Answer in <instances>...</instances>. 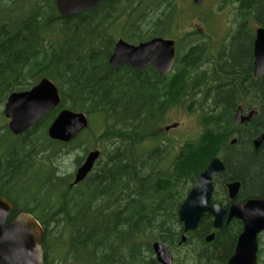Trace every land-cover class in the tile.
Masks as SVG:
<instances>
[{"label":"trees","instance_id":"trees-1","mask_svg":"<svg viewBox=\"0 0 264 264\" xmlns=\"http://www.w3.org/2000/svg\"><path fill=\"white\" fill-rule=\"evenodd\" d=\"M225 2L236 5L234 26L215 49L207 36L185 33L175 0H103L67 18L59 16L56 0H0V106L43 78L60 94L59 105L22 135L0 125V137L6 138L0 197L13 204L7 222L21 212L37 219L44 231V264H159L152 251L156 241L168 247L175 264H225L211 250L232 253L240 223L215 230L206 243L213 229L209 215L187 234L178 217L193 183L215 157L225 165L214 179L215 195L225 194L234 181L249 196L264 186V155L252 147L264 135V76L252 75L264 0ZM155 37L175 42L169 73L109 66L118 39L138 44ZM247 92L258 114L237 126L236 107ZM181 103L199 112L201 130L174 152L157 129ZM63 109L83 112L89 121L69 143L47 136ZM76 149L99 150L100 156L72 186L73 174L54 163ZM83 159H75L76 167Z\"/></svg>","mask_w":264,"mask_h":264},{"label":"water","instance_id":"water-1","mask_svg":"<svg viewBox=\"0 0 264 264\" xmlns=\"http://www.w3.org/2000/svg\"><path fill=\"white\" fill-rule=\"evenodd\" d=\"M103 0H56L55 7L60 17L67 18L89 11ZM204 0H192L200 5ZM253 77L264 76V28L255 29L253 41ZM175 62V42L171 39L155 37L138 44H131L123 39L115 42L108 64L112 69L130 66L134 69L153 67L160 75L169 73ZM60 103L58 87L48 78L41 79L29 90L15 92L8 96L3 105V115L8 120V130L14 136H20L53 111ZM251 111L243 116L238 110L234 122L242 124L255 117ZM89 121L83 112L68 109L59 111L47 129V136L52 141L69 143L88 128ZM175 127V125L173 126ZM169 127H166L168 130ZM262 139V137H261ZM261 139L254 142L255 147ZM235 140L231 141L234 144ZM100 156L99 150H91L83 163L74 173L72 186L82 182L92 171ZM225 166L221 159L214 158L193 183L191 190L181 204L178 217L185 233L197 229L201 218L209 213L213 216V227L219 228L225 212L217 205H209L213 193L214 178L222 174ZM240 183L227 185L229 197L234 199ZM13 204L0 197V264H44L42 239L44 231L33 215L21 212L11 221L7 219ZM235 218L242 222L243 231L239 235L234 255L227 264H255L257 253V235L264 230V198L249 200L245 204L231 206L228 220ZM210 235L207 242L212 240ZM185 237L181 241L185 242ZM152 251L159 264H174L168 247L156 241Z\"/></svg>","mask_w":264,"mask_h":264},{"label":"rangeland","instance_id":"rangeland-1","mask_svg":"<svg viewBox=\"0 0 264 264\" xmlns=\"http://www.w3.org/2000/svg\"><path fill=\"white\" fill-rule=\"evenodd\" d=\"M175 1L178 7V19L185 33H193L191 38L207 36L213 48L218 49L234 26L236 5L225 0H204L200 5L193 4L192 0ZM5 123L8 124V120L3 115V106H0V125ZM166 127L169 129L166 130ZM200 130L199 112H188L186 105L181 103L165 113L157 132L170 140L175 145L174 152H177L180 144L195 139ZM5 141V137H0V153L6 149ZM87 154L88 152L83 153L81 149H76L58 157L54 164L62 172L73 174L74 178V173ZM77 157H84L78 167L75 165Z\"/></svg>","mask_w":264,"mask_h":264},{"label":"flooded vegetation","instance_id":"flooded-vegetation-1","mask_svg":"<svg viewBox=\"0 0 264 264\" xmlns=\"http://www.w3.org/2000/svg\"><path fill=\"white\" fill-rule=\"evenodd\" d=\"M252 69H253V65H252ZM263 77V76H262ZM254 78H260V77H254ZM249 103H251V96L249 95V92H247V95L243 98V101H241V102H239V105L236 107V111H235V115H236V113H237V111L238 110H240L241 111V114L243 115V116H247L251 111H255L256 112V115H255V117L257 116V114H258V107L256 106V105H249ZM235 115H234V117H235ZM255 117H253V118H255ZM253 118H251L249 121H247V122H244V123H249ZM244 123H242V124H236L237 126H240V125H243ZM261 137H262V139H261ZM259 139H261V143L259 144V146L258 147H255V145H254V142H256V141H258ZM232 140H235V143H236V141L238 140V135H236V136H234L233 138H232ZM231 140V141H232ZM234 143V144H235ZM234 144H231V142H230V145H234ZM252 147H253V149L256 151V150H258V149H260V151H261V153L264 155V135L262 134V135H260V136H257V137H255L253 140H252ZM215 158H219V159H221V157H215ZM221 161L223 162V160L221 159ZM224 164V163H223ZM225 166V165H224ZM225 171V170H224ZM224 173V172H223ZM221 175V174H220ZM219 175V176H220ZM218 177V176H217ZM217 177H215V178H217ZM214 178V179H215ZM234 182H239V181H234ZM230 183H232V182H229V183H227L226 184V193L225 194H221V195H215L214 194V191H215V185H214V181H213V185H214V188H213V193H212V196H211V200H210V203H209V205H214V204H217L224 212H225V214H224V216H223V218H222V222H221V225H220V227L219 228H214L213 227V221H214V218H213V216L211 215V214H209V213H206L202 218H204L206 215H209V218H210V221H211V226H212V230H210V233L208 234V235H206V237H205V242L206 243H211L212 241H213V239H214V237H215V230H220V229H227L231 224H236V223H240V225H241V232H240V234L242 233V231H243V224H242V222L240 221V220H238V219H235V218H232V219H230L229 220V222H227V220H228V215H229V211H230V208H231V206L233 205V204H235V203H240V204H245L247 201H249V200H258V199H263L264 198V186L261 188V191H260V194L259 195H256V196H249V195H247V194H243L242 193V185H241V183H240V188H239V191H238V194H237V196L234 198V199H231L230 197H229V194H228V190H227V185L228 184H230ZM202 218H201V220H202ZM200 220V221H201ZM200 223V222H199ZM199 225V224H198ZM195 231V230H194ZM193 232V231H192ZM185 233V232H184ZM187 233H190V232H187ZM187 233H185V234H187ZM239 234V235H240ZM210 235H212L213 236V238H212V240L210 241V242H207L206 241V238L208 237V236H210ZM239 235H238V237H239ZM183 237H185V239H187V237H186V235H184ZM238 237H237V240H238ZM237 240H236V243H235V246H234V249H233V252L232 253H226V252H224V254H222V248H215V249H212L211 250V254L213 255H215V256H219V257H222V259L225 261V264H227L228 263V261L231 259V257L234 255V252H235V248H236V244H237ZM185 242H186V240H185ZM182 243H184V242H182ZM264 246V230H262L258 235H257V253H256V262H255V264H264V263H260V262H262V261H264V253L263 254H261V249H262V247ZM170 251V250H169ZM171 253V252H170ZM171 255H172V253H171ZM172 257H173V255H172ZM173 262H174V264H175V261H174V259H173Z\"/></svg>","mask_w":264,"mask_h":264}]
</instances>
